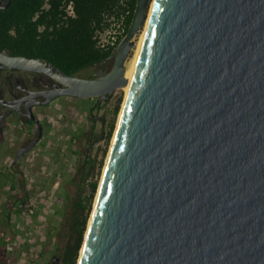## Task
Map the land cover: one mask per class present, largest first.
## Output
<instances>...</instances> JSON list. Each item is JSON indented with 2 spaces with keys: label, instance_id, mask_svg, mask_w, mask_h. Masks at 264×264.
Instances as JSON below:
<instances>
[{
  "label": "water",
  "instance_id": "1",
  "mask_svg": "<svg viewBox=\"0 0 264 264\" xmlns=\"http://www.w3.org/2000/svg\"><path fill=\"white\" fill-rule=\"evenodd\" d=\"M147 20L78 264H264V0H138L92 80L0 51V66L57 83L33 94L45 98L28 105L39 134L14 163L42 141L34 105L129 85Z\"/></svg>",
  "mask_w": 264,
  "mask_h": 264
},
{
  "label": "rangeland",
  "instance_id": "2",
  "mask_svg": "<svg viewBox=\"0 0 264 264\" xmlns=\"http://www.w3.org/2000/svg\"><path fill=\"white\" fill-rule=\"evenodd\" d=\"M144 29L134 39L136 48L127 61L126 68L136 54ZM112 67V63L105 67V74ZM99 71L100 67L95 66L78 76L89 79ZM125 98L126 89H120L105 101L64 96L48 108H38V115L44 118L45 135L15 165L14 157L25 144L28 133L25 130L19 133L12 131L19 130L20 125L17 128L11 125L8 129L9 139L0 149V239L6 237L10 241L8 247L13 248L6 251L5 259L8 264H46L59 257L57 250L66 247L72 204L79 194V188L73 180L82 168L85 157L90 156L95 161L91 181L98 180L100 187ZM120 99L119 113L115 116L114 111ZM113 122L112 137L107 142ZM94 140L97 142L93 143ZM92 143L94 146H91ZM101 162L103 165L100 167ZM13 181L17 183L16 190L11 189ZM26 194L38 206L36 214L30 218L22 217L20 212L21 205L28 198L18 202ZM96 197L97 194L88 226ZM4 209L13 214L12 224L8 215H4ZM35 243L38 244V252H43V247L47 246H52L53 252L40 257L35 251L27 249L28 245Z\"/></svg>",
  "mask_w": 264,
  "mask_h": 264
},
{
  "label": "trees",
  "instance_id": "3",
  "mask_svg": "<svg viewBox=\"0 0 264 264\" xmlns=\"http://www.w3.org/2000/svg\"><path fill=\"white\" fill-rule=\"evenodd\" d=\"M137 1L50 0L49 8H46V0H12L9 8L0 10V51L15 57L46 60L69 76L81 75L113 55L116 48L107 51L98 47L96 33L106 31L113 20L125 15L126 36L134 19ZM71 3L74 17H67L64 6ZM120 102L121 99L115 108V116L119 113ZM113 130L114 122L106 138L107 142ZM94 162L91 158L84 159L82 168L73 180L79 188V194L72 204L67 244L65 248L57 250L59 257L46 264L78 263L89 215L99 188L98 180L91 181ZM102 165L103 162L100 167ZM16 184L13 181L12 190H16ZM28 196L26 194L18 202H23ZM3 213L8 215L12 224L13 214L7 213L5 209ZM9 245L10 241L6 237L0 239V264H8L5 255ZM37 246V243L28 245L27 249L35 251L40 257L53 252L52 246L43 247V252H38Z\"/></svg>",
  "mask_w": 264,
  "mask_h": 264
},
{
  "label": "flooded vegetation",
  "instance_id": "4",
  "mask_svg": "<svg viewBox=\"0 0 264 264\" xmlns=\"http://www.w3.org/2000/svg\"><path fill=\"white\" fill-rule=\"evenodd\" d=\"M2 5H4V3ZM109 64L110 62H108L105 67H107ZM96 75L97 74L92 75L89 79H96ZM76 77L80 76L77 75ZM56 85V81L47 75L37 74L29 71L9 70L7 68H4L3 66H0V100H4L8 104L2 105L0 103V118L4 117L2 121V130L0 131V149L2 145H5L7 140L9 139L7 133L11 125L15 126L16 128L18 127L17 125H20L19 130H12L14 132L19 133L21 132V130H25L28 133L23 147H28L34 141L33 138L37 137V135L39 134V125L33 120L29 119L28 105L31 102L36 103L44 101V97H35L33 94L52 90ZM51 104L34 105L32 107L33 114L43 126L42 139L45 135L44 118L38 115L36 110L38 108H48L51 106ZM96 142V140L93 141V143ZM93 143L91 144V146H94ZM30 152L22 156V158H24ZM17 155L18 153L14 157L15 159ZM86 158L89 159L90 156L85 157V159ZM14 162L13 164L15 165Z\"/></svg>",
  "mask_w": 264,
  "mask_h": 264
},
{
  "label": "built area",
  "instance_id": "5",
  "mask_svg": "<svg viewBox=\"0 0 264 264\" xmlns=\"http://www.w3.org/2000/svg\"><path fill=\"white\" fill-rule=\"evenodd\" d=\"M50 0H46V8H49ZM64 11L67 14V17H74L73 4L65 5ZM125 15H121L119 19L113 20L112 25L109 29L104 32H97L95 39L97 40V45L102 50H110L117 48L120 43L125 38ZM116 27V29H113ZM38 206L32 197L28 198L27 201L21 205L20 212L22 217L30 218L33 217L37 212ZM8 250H13L12 247H8Z\"/></svg>",
  "mask_w": 264,
  "mask_h": 264
},
{
  "label": "bare ground",
  "instance_id": "6",
  "mask_svg": "<svg viewBox=\"0 0 264 264\" xmlns=\"http://www.w3.org/2000/svg\"><path fill=\"white\" fill-rule=\"evenodd\" d=\"M153 7V5H152ZM152 7H151V10H152ZM150 19V17H149ZM148 23H149V20H147V23L145 25V29H144V32L141 36V39H140V42H139V45H138V48H137V51H136V54L134 56V58H132L128 64H127V73H126V78L129 80V85L125 88L126 89V98H127V95L130 91V88H131V84H132V80H133V77H134V74H135V71H136V68H137V64L139 62V57H140V54H141V51H142V47H143V43H144V39H145V35H146V31H147V27H148ZM126 98H125V101H126ZM124 105H125V102L123 104V108H124ZM123 111V110H122ZM122 111H121V114H120V118H119V122L121 120V116H122ZM119 122H118V125H119ZM118 127V126H117ZM116 133V132H115ZM113 142H114V139H113ZM113 142H112V146H113ZM111 150H112V147H111ZM111 150H110V153H109V156L107 158V164H108V161H109V157H110V154H111ZM107 164H106V167H107ZM106 167H105V170H106ZM104 170V172H105ZM104 176V175H103ZM101 185V184H100ZM100 188V187H99ZM98 196V194H97Z\"/></svg>",
  "mask_w": 264,
  "mask_h": 264
}]
</instances>
